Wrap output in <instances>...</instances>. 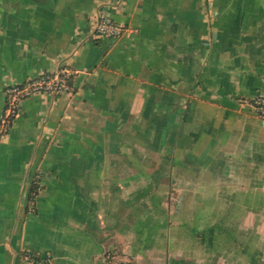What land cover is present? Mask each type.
Instances as JSON below:
<instances>
[{
    "label": "crops",
    "instance_id": "1",
    "mask_svg": "<svg viewBox=\"0 0 264 264\" xmlns=\"http://www.w3.org/2000/svg\"><path fill=\"white\" fill-rule=\"evenodd\" d=\"M61 65L0 138V264H264V0H0V118Z\"/></svg>",
    "mask_w": 264,
    "mask_h": 264
},
{
    "label": "built area",
    "instance_id": "2",
    "mask_svg": "<svg viewBox=\"0 0 264 264\" xmlns=\"http://www.w3.org/2000/svg\"><path fill=\"white\" fill-rule=\"evenodd\" d=\"M93 30L97 36L108 38H119L126 32L134 29L114 20L108 13L99 12L93 21ZM72 70L67 65H61L57 70L46 72L35 77H30L23 82L12 83L5 87V108L0 118V138L5 136L11 127L14 117L17 115L22 101L37 93H70L73 91ZM253 106L257 116L264 121V97L259 96L253 100ZM39 253L26 251L21 254V258L28 262H42Z\"/></svg>",
    "mask_w": 264,
    "mask_h": 264
},
{
    "label": "trees",
    "instance_id": "3",
    "mask_svg": "<svg viewBox=\"0 0 264 264\" xmlns=\"http://www.w3.org/2000/svg\"><path fill=\"white\" fill-rule=\"evenodd\" d=\"M36 186L33 184L32 188H31V192H30V195H29V199H33L34 198V194L36 193Z\"/></svg>",
    "mask_w": 264,
    "mask_h": 264
}]
</instances>
